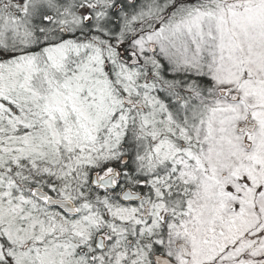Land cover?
I'll use <instances>...</instances> for the list:
<instances>
[{
  "label": "snow or ice",
  "instance_id": "snow-or-ice-1",
  "mask_svg": "<svg viewBox=\"0 0 264 264\" xmlns=\"http://www.w3.org/2000/svg\"><path fill=\"white\" fill-rule=\"evenodd\" d=\"M0 264H264V0H0Z\"/></svg>",
  "mask_w": 264,
  "mask_h": 264
}]
</instances>
